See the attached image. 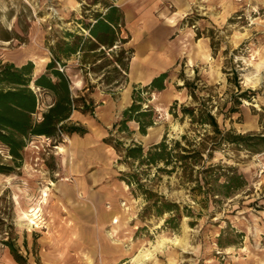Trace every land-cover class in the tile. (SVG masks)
Returning a JSON list of instances; mask_svg holds the SVG:
<instances>
[{
	"label": "rangeland",
	"instance_id": "374dc122",
	"mask_svg": "<svg viewBox=\"0 0 264 264\" xmlns=\"http://www.w3.org/2000/svg\"><path fill=\"white\" fill-rule=\"evenodd\" d=\"M102 3L103 0L96 4L94 0H0V58L19 66L33 61L34 75L45 73L53 59L51 47L73 42L68 33L82 36V43L85 42L89 37L85 26L94 23L97 11L105 12ZM115 3L123 12L129 5L135 21L144 17L143 38L154 43L156 53L163 50L165 43L175 41L180 33L176 29L196 33V41L185 34L187 58L167 71L166 90L143 94L145 108L151 106L156 111V124L147 135L122 134L110 128V137L123 143L115 162L120 175L138 173L137 181L145 189L180 206L179 227L174 229L166 224L170 214H146L144 189L125 182L126 197L121 201L124 214L113 217L115 232L111 227L106 229L111 241L126 252V258L116 264H264V151L250 153L225 144L213 158L207 152L204 154L207 167H233L246 177L248 185L229 198L214 196L212 189L219 193L225 178L212 188L216 177L213 172L204 174L210 185L202 182L204 188L199 191L194 190L195 181H182L181 169L173 174L158 173L157 168L140 167L137 162H126L124 157L128 147L142 145L147 151L165 136L181 140L187 134L191 141L200 143L205 129L192 126L189 118L182 120L183 106H210L224 131L264 133V0H210L203 7L194 8L176 27L170 21L176 8L168 2ZM135 30V26L125 22L119 36L126 43L107 51V56L95 65H89L94 61L92 57L84 65L81 52L65 60L66 66L58 64L59 70L63 69L70 78L71 91L76 93L74 83L78 79L85 83L77 97L93 96L98 104L108 100L117 103L124 93L123 103L128 101L131 81L140 80L135 74L139 63L133 58L137 52ZM7 37L12 40L5 41ZM204 38L211 46L208 57L201 41L198 43V39ZM119 57L124 71L118 68ZM132 58L133 71L129 76ZM42 61L46 64L37 71L36 65ZM182 78L194 84L196 98L183 87ZM77 83L80 89L82 82ZM247 90L253 93L251 99H242L239 105L238 96ZM36 91L42 115L53 103V97ZM233 108L238 109L236 113L230 112ZM172 111L178 114L177 118ZM67 137H62L60 143L59 139L33 138L25 150L23 167L10 175L0 174V264H107L101 262L99 252L92 251L95 246L85 243L83 231L73 229L69 203L60 195L63 180H72L64 173L68 164V149L64 146L69 143ZM59 146H64V152L58 150ZM0 161L13 165L7 148L1 144ZM198 176L194 173L193 179ZM36 207L42 211L38 224L33 225L27 213ZM87 233L94 234L92 228ZM5 241L15 246L21 262L15 260Z\"/></svg>",
	"mask_w": 264,
	"mask_h": 264
},
{
	"label": "trees",
	"instance_id": "16d2710c",
	"mask_svg": "<svg viewBox=\"0 0 264 264\" xmlns=\"http://www.w3.org/2000/svg\"><path fill=\"white\" fill-rule=\"evenodd\" d=\"M98 0H94V4ZM117 0H103L105 12L95 13L94 23L85 26L89 31V37L82 43L83 37L68 33L67 37L73 42L66 41L63 44L57 43L51 47L53 59L48 63L46 72L35 76V64L29 61L21 66L15 63L5 62L0 58V144L8 150L12 158L9 165L0 161V174L10 175L19 171L24 164L25 150L29 142L35 137H47L49 139H59V143L64 136L79 134L84 136L87 130L71 122V116L75 111L93 114L95 102L86 97H75L71 91V81L69 76L60 71L58 64L66 66L65 60L83 54L82 62L88 63L89 57L94 58L89 65H95L107 56V51L114 50L119 44L126 43V39L120 38L119 31L125 26V14L116 5ZM7 37L5 41H11ZM92 54L93 56H88ZM124 51L121 52V56ZM118 68L125 69L122 59L116 61ZM169 72L162 73L152 80L149 85L136 86L133 91V103L123 113L122 120L114 126V130L119 126L118 132L131 133L128 122L135 121L140 126V132L147 135L148 129L156 124V111L153 107L145 108L143 94L154 91H165ZM184 80L185 88L191 90V96H195L194 84ZM36 90L49 93L53 97V103L40 115L41 100ZM252 91H244L238 96L237 103L241 105V100H250ZM238 109H231V113H236ZM181 113L183 119L189 118L191 125H198L205 129L204 137L200 143L191 141L187 134L180 139L170 140L167 136L163 140L153 145L149 150H145L142 145L134 144L125 149V161L137 162L140 167L146 166L148 169L157 168L158 173H176L182 170L181 176L184 183L196 182L194 190L202 191L205 183L210 185L208 177L204 174L213 172L216 175L215 187L219 180L224 177V183L219 185V193L214 196H225L229 198L232 194L244 189L248 185L246 177L238 169L224 166H206L204 154L213 158L214 153L223 145H235L250 153H260L264 151V133L239 134L234 130L224 131L221 129L216 115L210 106L202 104L195 107L183 106ZM174 117L177 113L171 112ZM211 129V135L210 131ZM210 141V142H209ZM105 143L112 145L117 152L121 153V141L109 137ZM194 173L199 176L194 180ZM138 173L121 175L120 180L129 186L137 185L139 189H144L143 194L148 202L145 209L146 214L154 213L155 216L163 217L170 214L166 224L174 229H178V215L180 214L179 204L166 201L153 191L145 189L138 180ZM10 248L12 255L17 262H21V256L10 241H5Z\"/></svg>",
	"mask_w": 264,
	"mask_h": 264
},
{
	"label": "crops",
	"instance_id": "0c3cea01",
	"mask_svg": "<svg viewBox=\"0 0 264 264\" xmlns=\"http://www.w3.org/2000/svg\"><path fill=\"white\" fill-rule=\"evenodd\" d=\"M161 1L168 2L176 8L172 20L170 19L171 22L176 23L175 26L173 23L174 27L177 26V22L183 20L194 8H201L203 7L202 5L208 4L202 0ZM128 6L126 5L124 11L125 22L132 27L135 26L136 29L133 41L137 52L133 58L139 63L135 74L139 76L140 80L131 81L129 94L126 95L128 101L125 103H123L124 93L122 101H117V103L114 100H108L107 102L104 101V104H98L95 97L91 96V99L95 102L93 115H95L94 118L96 119L90 116L91 113H83L81 111L73 113L70 119L71 122L84 127L87 133L84 136L73 134L67 137L69 143L67 145L64 144V146L68 149V164L64 168V173L72 180H65V183L61 185L63 192L60 193L61 198L69 203V219L73 224L71 226H73V229H81L83 231L85 243L95 246L92 251L96 254L99 252L101 262L104 261L107 264H116L126 258L125 250L111 241L106 230L111 227L112 232H115L114 227L116 225L112 223V219L114 216H119V218L123 216L124 210L121 207V201L125 199L126 191L124 188L125 182L120 180L121 170L115 165L117 151L112 145L105 143V139L111 136L112 130L110 128L114 129V126L122 120L123 113L132 105L134 85H149L154 78L167 72L170 68L178 65L181 60L187 58L184 57L185 48L183 46L185 34H188L189 40L196 41V33L194 31L176 29L180 33L175 41L172 43L169 41L170 44L165 43L163 50H158L159 52L156 53L154 43L147 42L143 38L145 33L143 27L146 28L144 26L146 25L144 17L135 21V16L132 10L128 9ZM167 11L168 8L163 10V13L165 14ZM151 13L153 12L151 11ZM164 18L160 19L163 20ZM200 41L205 56H210V44L205 38L198 39V43ZM133 58L129 76L133 71ZM77 81L82 82L80 89ZM77 81L74 83L77 91L76 93L72 91L75 97L78 96L79 92H83L85 85L82 80L78 79ZM128 126L132 134L141 135L140 126L137 122H128ZM118 129L119 126L116 128L117 132ZM119 133L125 134L126 132ZM89 228H92L94 234L87 233Z\"/></svg>",
	"mask_w": 264,
	"mask_h": 264
},
{
	"label": "bare ground",
	"instance_id": "6f19581e",
	"mask_svg": "<svg viewBox=\"0 0 264 264\" xmlns=\"http://www.w3.org/2000/svg\"><path fill=\"white\" fill-rule=\"evenodd\" d=\"M182 13V12H181ZM180 13V14H181ZM46 64V61H42V62H39L37 65H36V70L37 71H40L44 65ZM125 101V100H124ZM58 150L60 152H64V146H59L58 147ZM67 179H64L63 181H65ZM45 196L47 197L48 194L46 193ZM41 208H33L30 212L27 213V219L30 221L31 224L33 225H37L38 224V219L40 218V213H41ZM117 218V217H116ZM116 220V219H115ZM118 223V221H116ZM40 225H38L39 227ZM141 253V252H140ZM138 259V258H137ZM142 260V259H141Z\"/></svg>",
	"mask_w": 264,
	"mask_h": 264
},
{
	"label": "built area",
	"instance_id": "2783aa9c",
	"mask_svg": "<svg viewBox=\"0 0 264 264\" xmlns=\"http://www.w3.org/2000/svg\"><path fill=\"white\" fill-rule=\"evenodd\" d=\"M203 2H208L209 0H202ZM236 2H239V3H242L244 0H235ZM61 71H63V69H61ZM159 118H162L161 117V114H160V117Z\"/></svg>",
	"mask_w": 264,
	"mask_h": 264
}]
</instances>
